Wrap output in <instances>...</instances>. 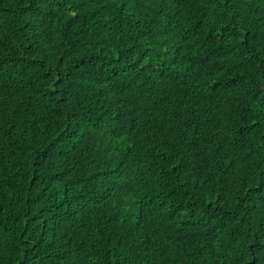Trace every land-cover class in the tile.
I'll return each instance as SVG.
<instances>
[{
  "label": "trees",
  "instance_id": "1",
  "mask_svg": "<svg viewBox=\"0 0 264 264\" xmlns=\"http://www.w3.org/2000/svg\"><path fill=\"white\" fill-rule=\"evenodd\" d=\"M0 264H264V0H0Z\"/></svg>",
  "mask_w": 264,
  "mask_h": 264
}]
</instances>
